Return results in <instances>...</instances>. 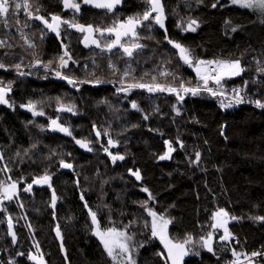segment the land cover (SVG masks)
<instances>
[{
  "label": "trees",
  "instance_id": "16d2710c",
  "mask_svg": "<svg viewBox=\"0 0 264 264\" xmlns=\"http://www.w3.org/2000/svg\"><path fill=\"white\" fill-rule=\"evenodd\" d=\"M77 2L79 13L66 10L61 0H30L33 14L38 8L49 22L57 15L100 28L142 16L150 7L146 0H121L108 12ZM161 2L164 28L151 19L138 27V42L144 47L132 57L119 47L111 52L84 47L85 33L66 24H61L57 36L40 21L28 19L23 9L10 10L8 26L0 17V41L6 42L0 47V63L5 65L0 68V86L11 84L10 107L0 105V182L19 187L17 197L0 209V264H36L30 254L42 256L43 264H113L93 235L90 210L101 230L114 227L132 236L128 243L135 264H167L158 255L164 256V251L151 236L142 204L171 220L168 233L174 240L192 236V253L183 264H225L264 245V219H257L264 217V111L244 104L222 108L221 96L203 90L196 95L179 91L182 100L177 93L118 91L128 83H152L153 77L178 90L181 84L202 89L194 67L180 59L170 39L189 49L194 63L239 60L244 71L222 80V88L239 87L262 98L264 34L257 31L253 14L229 7L227 1ZM192 19L199 27L179 34L178 28H186ZM93 37L102 44L110 41L99 33ZM25 40L34 46L28 47ZM65 50L71 59L65 57L68 66L61 68L59 58ZM57 71L86 82L70 85L56 76ZM125 71L129 75L122 84ZM30 102L44 114H24L21 107ZM60 105L73 110L58 111ZM53 119L71 135L52 131ZM109 139L115 146L108 144ZM76 140L87 143L91 151ZM165 141L174 151L168 161L160 162L168 148ZM112 155L124 159L113 162ZM61 161L72 165L71 173L60 172ZM135 171L140 180L131 174ZM45 174L51 177V187L23 191L24 184ZM145 188L147 192L142 191ZM221 209L227 213L231 234L223 244L212 228L213 213ZM9 217L15 242L8 235ZM211 232L209 252L195 242Z\"/></svg>",
  "mask_w": 264,
  "mask_h": 264
},
{
  "label": "snow or ice",
  "instance_id": "6c2138e0",
  "mask_svg": "<svg viewBox=\"0 0 264 264\" xmlns=\"http://www.w3.org/2000/svg\"><path fill=\"white\" fill-rule=\"evenodd\" d=\"M63 7L67 9H73L76 13H79L81 10V4L77 2V0H61ZM84 4L91 5L94 8L106 9L108 12H112L116 5L121 3V0H83ZM146 3L150 5L144 12L142 16L128 17L124 21H114L113 24L106 28L93 27V25H83L77 23L75 19L72 21L64 20L60 16L53 15L51 17V22L47 19L39 15V9H36L37 14H33L31 11V3L30 0H21V2H16V0H0V17H4L3 23L5 26H8L7 17L10 14V10L19 11L23 9L24 13L27 15L28 19H34L40 21L45 28H47L50 32H55L57 36H60V26L61 24H66L69 28H74L76 31L85 33L83 36V43L85 47L89 45H94L97 48H100L101 51H109L111 52L114 48L119 47L125 56L132 57L133 53L144 47V45L138 42L139 36L137 32V28L142 26L145 21H149L150 19L155 24L159 25L161 28H164V6L161 0H146ZM233 5H238L241 8L251 9L254 11H258L260 14L264 15V0H231ZM212 7H216V4H213ZM153 14H155L153 16ZM19 23V21H17ZM27 26V25H25ZM179 26V25H178ZM199 27L197 21L192 19L188 22L187 27L184 29L185 31H195L196 28ZM233 31L236 29L233 28ZM93 33H99L101 37L105 35L114 36L115 38L106 42L101 43L100 40L93 38ZM130 37L131 39L127 42H123L125 38ZM167 39V37H165ZM28 43V47H33L34 45ZM168 43L172 45L173 48L178 50L180 59L187 64L189 67H194L197 76L200 80L203 81V88L200 87L190 88L186 87L184 84L179 86V90L177 88L171 86H165L159 83H156V78H152V83H143V82H135L128 83L126 87H122L118 89V91H124L127 93L132 89H144L148 92H169V93H177L178 99H183V96L179 95V91H183L184 93H191L192 95L198 94L201 90L209 92L213 96H222L227 100V103L224 100L221 101V107L227 108L231 107L233 104H240L244 102V97L241 95L240 89H234L233 95L227 96L223 91H214L212 88L208 87V82L213 81L218 88H222V80L225 78H232L235 76H239L244 69L241 67V63L239 60L226 61V60H196L195 63L191 57V53L189 49L182 46L180 43L174 42L168 39ZM6 46L5 41H0V47ZM66 48V46H64ZM68 57V60L71 59L67 50L64 51L63 56L59 58V65L61 68H65L68 66V60L65 59ZM39 63V62H37ZM17 69H20V65H15ZM45 69L48 68V65L44 66ZM110 68H114V65L110 62ZM0 68H5V65L0 63ZM264 71V69H261ZM19 74L23 75V72ZM129 72L125 71L123 73V77L121 78V83H124V77H127ZM162 75H168V73H162ZM56 76L60 79H65L70 85L75 86L77 83H85L86 81H76L68 76L62 75L60 71L56 72ZM95 83H101V81L97 80ZM11 90V84L7 86H0V104H7L6 94ZM256 107L264 108V103L259 100L252 101ZM28 111L32 112L33 116L43 115L42 111H36V105L34 103H29L27 105H22ZM133 108H136V105H132ZM71 105H60L58 111H72ZM147 119V117H145ZM51 125L53 126V130H57L65 133L66 135H71L69 129L67 127H62L57 120L53 119L51 121ZM100 133L97 132V136ZM76 143L80 145V147L85 148L91 151L88 148V144L81 140H76ZM108 144L110 146H115V142L109 139ZM165 144L168 145V151L160 156L161 160L168 159L171 156V153L174 151L171 144L168 141H165ZM105 152H108V148L104 149ZM200 154L196 153V161H199ZM111 159L113 162L116 160H123L124 157L120 155H112ZM62 168H71V164L64 163L61 161ZM8 169L6 168L5 171ZM132 175L136 177L137 180L141 179L139 171L131 172ZM51 177L48 174H45L42 177L34 178L32 183L28 184L24 191H31L33 184L43 185L47 184L51 187L50 184ZM142 191L147 192L148 190L142 189ZM17 195V184L15 182L4 184L0 182V203L3 201H11L16 198ZM83 199V197H81ZM56 195L53 191L52 195V206L55 207L56 203ZM149 199H152L151 194L149 193ZM147 211L149 217H151V236L154 238H158L160 243L163 245L164 250L166 251V257L163 254L158 253V255H162V258L166 259V261H170L171 264H183L184 257L188 256L192 253V248L189 247L193 245L194 241L191 235H188L183 240H174L169 236L168 233V225L171 223V220L165 218L163 215H158L151 208H148L146 204H142ZM87 207V205H85ZM89 216L91 217L93 227V235L97 236L100 240V243L103 245L104 251L107 253L108 257H110L113 261V264H121L122 261H125V264H135V261L131 255V249L128 241L132 240V236L128 235L126 231H120L116 228H108L105 230H101L97 216L95 212L89 211ZM227 213L222 209L213 213V219L216 221L212 224V228H223L224 235L220 237L221 240H227L230 237V233L228 229L225 227L226 220L218 219L221 217H226ZM257 219H264V217H258ZM147 226V225H146ZM8 235H10L13 239V242L16 240L15 233L13 232V225L11 218L8 219ZM56 235L60 238V230L57 228ZM200 246L205 248L207 251L212 252V233H209L207 237H202L199 241H196ZM37 249V253H39V245H35ZM233 255H237L233 253ZM253 255H257L254 253ZM28 258L30 260L36 261L37 264H43V258L39 255H29ZM234 264H239L238 261L234 262Z\"/></svg>",
  "mask_w": 264,
  "mask_h": 264
},
{
  "label": "rangeland",
  "instance_id": "374dc122",
  "mask_svg": "<svg viewBox=\"0 0 264 264\" xmlns=\"http://www.w3.org/2000/svg\"><path fill=\"white\" fill-rule=\"evenodd\" d=\"M219 1H227V3H228V6L229 7H233V8H236V9H239V10H242V11H245V12H249V13H251V14H253L254 16H255V25H256V28H257V31L260 33V34H264V15H262V14H260L258 11H254V10H251V9H245V8H241V7H239L238 5H233L232 3H231V0H219ZM82 5H86V6H89V7H91V8H94V7H92L91 5H88V4H84L83 2H82ZM97 9H99V8H97ZM67 10H73V9H67ZM51 22V21H50ZM183 33L184 32V29H180V31H179V33ZM186 32V31H185ZM184 32V33H185ZM94 38V37H93ZM125 39H127V38H125ZM82 45L84 46V43L82 42ZM91 46H94V45H89L88 47H91ZM85 47V46H84ZM193 71H194V73H195V75L197 76V74H196V71L194 70V68H193ZM198 77V76H197ZM238 76H235V77H232V78H237ZM199 78V77H198ZM232 78H225V79H232ZM202 81V80H201ZM203 82V81H202ZM208 84H209V82H208ZM7 95L8 94H6V100H7ZM8 101V100H7ZM0 105H2V106H4V107H10V105H9V103H7V104H0ZM168 151V148L166 149V152ZM165 152V153H166ZM164 153V154H165ZM170 158H168V159H164V160H161V159H159V161L160 162H165V161H168ZM32 183V182H31ZM30 184V183H29ZM27 185L28 184H24V187L22 188L23 189V191H24V189L27 187ZM42 187H47V188H49V186L47 185V184H43V185H38V184H33V186H32V189H31V191L32 190H34V189H38V188H42ZM18 190H19V187H18V184H17V194H18ZM31 191H24V192H26V193H30ZM16 197H17V195H16ZM15 199V198H14ZM13 199V200H14ZM13 200H11V201H13ZM8 202H10V201H3L2 203H0V209L3 207V205L4 204H6V203H8ZM150 218V223H151V217H149ZM218 219H223V220H226V224H225V227L228 229V224H229V219L227 218V217H221V218H218ZM216 221L214 220V223H215ZM216 231V232H219L220 233V237H222L223 235H224V229L223 228H216V229H213V231ZM212 233V232H211ZM96 238H97V236H95ZM98 239V238H97ZM158 241H159V239L158 238H156ZM229 239V238H228ZM227 239V240H228ZM227 240H221L220 238H219V242L220 243H224V242H226ZM98 241L100 242V240L98 239ZM160 242V241H159ZM161 244V243H160ZM102 245V244H101ZM103 246V245H102ZM161 246H162V248H163V251H164V257H166V255H167V253H166V251L164 250V247H163V245L161 244ZM189 257V255L188 256H186V257H184V260L185 259H187ZM166 260V259H165ZM33 261V260H32ZM125 261H126V258H125ZM125 261H122L121 262V264H125ZM34 263H36L37 264V262L36 261H33ZM166 263L167 264H171V262L170 261H166Z\"/></svg>",
  "mask_w": 264,
  "mask_h": 264
},
{
  "label": "built area",
  "instance_id": "2783aa9c",
  "mask_svg": "<svg viewBox=\"0 0 264 264\" xmlns=\"http://www.w3.org/2000/svg\"><path fill=\"white\" fill-rule=\"evenodd\" d=\"M208 87L212 88L214 91H223L227 96L233 95L234 89H240L241 95L244 97V102L240 103V104L248 105V106H251L255 109L264 111V108L256 107V105L252 102V101L259 100L262 103H264V97L259 98L256 93L249 96L246 93H244V91L239 87H230L227 89L218 88V86L211 80L209 81ZM222 98L224 100H226L224 97H222ZM254 253H256L257 255H253ZM236 261H238L239 264H258V263L264 261V245L262 247L257 248L256 250H254L252 252H248V253H244L243 255H240V256L232 257L229 260H227L225 264H234V262H236Z\"/></svg>",
  "mask_w": 264,
  "mask_h": 264
},
{
  "label": "water",
  "instance_id": "95a60500",
  "mask_svg": "<svg viewBox=\"0 0 264 264\" xmlns=\"http://www.w3.org/2000/svg\"><path fill=\"white\" fill-rule=\"evenodd\" d=\"M21 111L24 114H26V115H32V112L28 111L25 107H21ZM50 125H51V123H50ZM51 130L54 131L53 130V126H52ZM64 171H67L68 173H71V168H62V167H60V172H64Z\"/></svg>",
  "mask_w": 264,
  "mask_h": 264
},
{
  "label": "flooded vegetation",
  "instance_id": "af4514ba",
  "mask_svg": "<svg viewBox=\"0 0 264 264\" xmlns=\"http://www.w3.org/2000/svg\"><path fill=\"white\" fill-rule=\"evenodd\" d=\"M117 6V5H116ZM180 29H183V28H178V33H179V31H180ZM185 29V28H184ZM184 32H185V30H184ZM179 33V34H181V35H185L186 33H188V31H186L185 33ZM108 39H110V40H112V39H114L115 37L114 36H110V35H105ZM129 38V37H128ZM116 48H118V47H116ZM115 48V49H116Z\"/></svg>",
  "mask_w": 264,
  "mask_h": 264
}]
</instances>
